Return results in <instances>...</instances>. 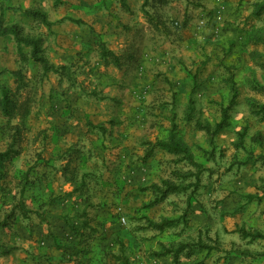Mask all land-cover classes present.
<instances>
[{"label":"rangeland","instance_id":"1","mask_svg":"<svg viewBox=\"0 0 264 264\" xmlns=\"http://www.w3.org/2000/svg\"><path fill=\"white\" fill-rule=\"evenodd\" d=\"M111 1L0 0V264H264V0H143L159 57Z\"/></svg>","mask_w":264,"mask_h":264},{"label":"crops","instance_id":"2","mask_svg":"<svg viewBox=\"0 0 264 264\" xmlns=\"http://www.w3.org/2000/svg\"><path fill=\"white\" fill-rule=\"evenodd\" d=\"M119 1L121 0L111 1L113 4L112 6L110 5V11L112 12L113 16L109 17V19L106 20L108 22L107 27L110 28V32L112 34V36L109 37L110 42H114V44H110L109 46L112 49L122 52H124L125 50H132L135 53V57H150L149 54L147 56L145 51L151 53V57H159L162 53V50L160 53L155 52V49L160 51L158 48L160 42L156 45L155 39L152 41H146V37L143 31L149 29L148 25L151 27V29H155L157 31H160V29L164 30L165 28H163V24L162 26L158 25L157 22L153 21L150 18V16L146 12L147 7H143V0H123L125 4L124 2L123 4L119 3ZM225 1L226 0H221L220 4L222 6L220 7V12L229 13V16H232V18H237L240 13L239 9H237V7L236 9H234L232 7V4H230L231 0H227L226 2ZM163 11L167 14H170L169 7H165ZM223 19L221 18V20L219 21L214 17V21L218 22L219 25H221ZM202 22L205 23V21ZM242 26L243 25L241 24L240 27H234L236 28L234 30L233 28H228V26L226 28L224 27V29L234 31V33L237 32L238 35L242 36L241 38L244 41L243 43L246 44L248 36ZM203 27L204 26H201L200 23H198L197 28L204 29ZM210 27L214 29L213 24ZM230 31L228 32V34H230ZM199 34L201 35L202 32H200ZM185 38L186 41H184L183 43H185V47L188 48H191V46H193V43L197 41V39L200 40V38H191L190 36H185ZM147 43L148 46H150L149 48L146 45Z\"/></svg>","mask_w":264,"mask_h":264},{"label":"trees","instance_id":"3","mask_svg":"<svg viewBox=\"0 0 264 264\" xmlns=\"http://www.w3.org/2000/svg\"><path fill=\"white\" fill-rule=\"evenodd\" d=\"M256 15H261L264 13V3H261V4H258L257 5V10H256ZM2 32H5V33H10V34H14L16 36V38L20 41H25V39L23 37H21V33H20V29L17 27V26H8V27H5L1 30ZM26 42H29V41H26ZM38 46L35 45L34 46V56L36 58V60L38 61H41L44 63L45 65V68L46 69H50L52 68L49 63H48V60L44 57H37V53H38ZM235 96V95H234ZM235 97L232 98L231 100V103L230 105L226 108V110H224V113H223V117H222V120L217 123L216 125V131H220L222 130L223 128H225L228 124V113L229 111L232 109V107L235 105ZM7 103V102H6ZM165 146L171 150V151H174V152H179L181 150H186V148L182 147L180 145L179 142H176V141H171L170 143H167L165 144ZM10 150L9 151H6L4 153H0V164L2 163V161L6 158H9L10 156ZM11 219V215H8L5 220L3 221H0V228H5L9 225V221ZM246 235L248 236H253L254 238L256 237H260L261 235L259 234H255V235H252L250 233H245Z\"/></svg>","mask_w":264,"mask_h":264}]
</instances>
